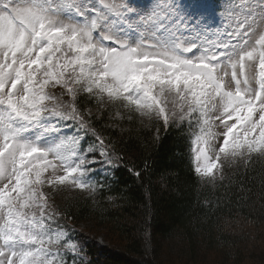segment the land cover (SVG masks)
<instances>
[{
  "label": "snow or ice",
  "instance_id": "snow-or-ice-1",
  "mask_svg": "<svg viewBox=\"0 0 264 264\" xmlns=\"http://www.w3.org/2000/svg\"><path fill=\"white\" fill-rule=\"evenodd\" d=\"M159 7V0H0V264L74 262L78 245L43 186L92 192L96 156L119 167L122 157L92 127V113L77 107L79 93L165 129L195 117L193 170L201 180L222 179L225 163L264 156V0L225 9L244 14L219 39L205 37L220 35L222 0H169L163 15Z\"/></svg>",
  "mask_w": 264,
  "mask_h": 264
},
{
  "label": "trees",
  "instance_id": "trees-1",
  "mask_svg": "<svg viewBox=\"0 0 264 264\" xmlns=\"http://www.w3.org/2000/svg\"><path fill=\"white\" fill-rule=\"evenodd\" d=\"M97 102L77 96L122 159L96 176L94 191H77L59 206L61 224L103 233L76 232L79 250L69 264H264V156L226 163L222 179L201 180L193 170L195 117L166 129L136 113L115 123Z\"/></svg>",
  "mask_w": 264,
  "mask_h": 264
},
{
  "label": "rangeland",
  "instance_id": "rangeland-1",
  "mask_svg": "<svg viewBox=\"0 0 264 264\" xmlns=\"http://www.w3.org/2000/svg\"><path fill=\"white\" fill-rule=\"evenodd\" d=\"M116 2H120V0H116ZM168 2H169V0H159V6H160L159 11H160L161 15H163L164 8ZM222 3H223V8L220 10L219 15L217 16V23H218V25H220V27L217 31L220 35L205 37V39H219L222 36L223 32L226 29H228L230 25H233V19L241 18L244 14V8L243 7H239V10L233 14H230L229 11H226L225 9L237 8L238 6H242L246 3V0H231V3H229L228 0H222ZM226 83H228L227 79H226ZM47 90L51 91V92H56V93H59V91H60L59 87L52 88L51 86H49V88ZM64 99L66 100V99H68V97L65 96ZM99 103L100 102H97V104H98L97 105V109H98L97 112H100L102 110H106L105 108L109 107L107 109V112L112 114V118H113L112 120L115 123H118L119 120H124L126 117H131L132 115L135 114V113L127 112L120 105H114V104H110L108 102L100 103V105H99ZM117 112L120 113V116L122 118H120V119L116 118ZM91 113H92V111H91ZM69 127H71V126H69ZM213 131L216 132L218 137H219L217 143H222V136H220V134L224 131V129H223L222 125H220L219 121L216 122V126L213 128ZM68 135H71V133L69 132ZM88 137H89V135H88ZM202 147H204V146L202 145ZM193 150H194V143H193ZM209 156L212 159H214L215 158V152L210 151ZM49 159H51V157H49ZM88 159L91 161L93 159V157H88ZM104 159L105 158H103V157L101 159H98V157H95V160L98 162L90 164L89 171L91 174L90 179H91L92 183L95 182L96 176L98 174H104V173H108L110 171V166L104 162ZM60 174H63L62 171H58L56 173V175H60ZM51 175H52V171L49 168L48 172L45 173V177H50ZM43 191L48 195L49 203L54 205L55 211L57 213H58V208L61 205V203L63 204V202L67 198L73 197L74 194H77L76 193L77 191L82 192V190H80V189H77V188H74L71 186H66V185L65 186H59L55 190H53L52 188L49 187V185H47V183L44 184ZM60 219H61V216H60ZM61 225L66 226L67 231L73 237V242L76 243L77 245H79V239H78L76 232H79L80 235L81 234L87 235L91 239H95L96 236H98L99 239L103 238L102 237L103 233L101 231H99V229L90 228V226L88 224H82V225L77 224L75 228L70 227V226L65 225V224H61ZM76 256L77 255H75V258H76ZM66 259H68V257H66ZM69 261H72V260H69Z\"/></svg>",
  "mask_w": 264,
  "mask_h": 264
}]
</instances>
